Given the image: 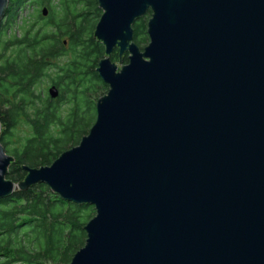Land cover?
<instances>
[{"label":"water","instance_id":"obj_1","mask_svg":"<svg viewBox=\"0 0 264 264\" xmlns=\"http://www.w3.org/2000/svg\"><path fill=\"white\" fill-rule=\"evenodd\" d=\"M98 3L109 90L95 123L17 183L0 140V198L45 183L93 205L70 264H264V0ZM149 11L141 48L133 25Z\"/></svg>","mask_w":264,"mask_h":264},{"label":"trees","instance_id":"obj_2","mask_svg":"<svg viewBox=\"0 0 264 264\" xmlns=\"http://www.w3.org/2000/svg\"><path fill=\"white\" fill-rule=\"evenodd\" d=\"M28 3L37 4L43 21L6 35ZM102 13L98 0H9L0 27V140L15 158L7 178L16 183L24 165H51L95 123L96 103L109 90L97 71L105 55L94 35ZM150 16L134 24L142 48L150 41ZM112 58L120 61L118 48ZM122 59L127 63L129 53ZM48 84L57 86V97ZM95 215L93 205L63 199L45 183L0 198V264H70Z\"/></svg>","mask_w":264,"mask_h":264},{"label":"rangeland","instance_id":"obj_3","mask_svg":"<svg viewBox=\"0 0 264 264\" xmlns=\"http://www.w3.org/2000/svg\"><path fill=\"white\" fill-rule=\"evenodd\" d=\"M53 1H56V0H53ZM36 6H37V4L28 3L22 9V11L19 13V15L17 16V19H16V22L14 24V27L13 28H9L6 35H9V34L11 35L13 32H15L17 35H20L21 32H22V28L21 27L23 25L25 26L27 23H32L34 21H37L35 24L39 25L43 21V17L39 18L40 17V15H39L40 12L36 11ZM41 9H42V7H41ZM112 60H113V58H112ZM114 62H116V61H114ZM116 63L118 65V69H120L123 66V64H125L124 60H123L122 63H120V62H116ZM50 86H51L50 84L47 85V92H48V88Z\"/></svg>","mask_w":264,"mask_h":264},{"label":"flooded vegetation","instance_id":"obj_4","mask_svg":"<svg viewBox=\"0 0 264 264\" xmlns=\"http://www.w3.org/2000/svg\"><path fill=\"white\" fill-rule=\"evenodd\" d=\"M139 20H140V19H139ZM137 21H138V20H137ZM137 21H136V22H137ZM136 22H135V23H136ZM133 27H134V25H133Z\"/></svg>","mask_w":264,"mask_h":264}]
</instances>
